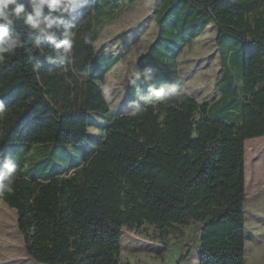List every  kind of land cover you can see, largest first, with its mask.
<instances>
[{
    "label": "trees",
    "instance_id": "trees-1",
    "mask_svg": "<svg viewBox=\"0 0 264 264\" xmlns=\"http://www.w3.org/2000/svg\"><path fill=\"white\" fill-rule=\"evenodd\" d=\"M138 1L86 0L70 18L74 44L63 65L52 43L37 49L36 35L15 25L24 46L0 62V154L22 145L85 149L81 162L47 171L17 163L14 191L0 200L15 210L36 264H120L122 230L144 225L159 238L194 225L198 264H245V143L264 137V0H161L155 36L133 67L140 75L132 69L125 84L131 113L88 122V113H109L99 83L119 61L94 45ZM210 24L220 75L209 104L184 92L177 61ZM90 124L101 132L86 142Z\"/></svg>",
    "mask_w": 264,
    "mask_h": 264
},
{
    "label": "rangeland",
    "instance_id": "rangeland-1",
    "mask_svg": "<svg viewBox=\"0 0 264 264\" xmlns=\"http://www.w3.org/2000/svg\"><path fill=\"white\" fill-rule=\"evenodd\" d=\"M161 0H140L113 23L103 26L94 49L99 54L115 55L118 63L99 83L109 106V113H88V122L103 123L112 115L131 113L125 98V84L131 70L155 36L153 15ZM103 23L101 24V26ZM97 27V24H96ZM100 27V26H99ZM216 28L210 24L203 35L183 49L177 61V75L186 94L198 103H212L219 97L217 81L220 75L219 56L215 44ZM100 128L88 127L86 142L95 140ZM24 145L6 148L0 163L11 160L22 164L24 172L49 170L81 162L85 144ZM73 158V159H72ZM71 174V173H70ZM245 187V264H264V137L246 141L244 155ZM199 234L196 226L182 229V235L170 231L159 238L153 227L122 230L120 264H198ZM185 257L183 261H180ZM0 264H36L23 250L22 237L16 228V213L0 200Z\"/></svg>",
    "mask_w": 264,
    "mask_h": 264
},
{
    "label": "clouds",
    "instance_id": "clouds-1",
    "mask_svg": "<svg viewBox=\"0 0 264 264\" xmlns=\"http://www.w3.org/2000/svg\"><path fill=\"white\" fill-rule=\"evenodd\" d=\"M86 0H0V62L7 57L14 56L17 49L24 46L21 34L15 30V25L22 22L29 33H34L35 48H40L42 41L52 43L55 53L63 65L66 58L72 53L74 44L73 25L70 18H74L77 9L85 6ZM63 28V31H61ZM62 37L57 42V37ZM85 44L92 42L91 34L83 36ZM63 52H60V50ZM31 55L32 49H26ZM48 62L54 63L52 57H47ZM149 69H144L147 72ZM133 75L139 77L140 70L134 68ZM175 88V86H173ZM149 91L158 100H164L166 93L163 88L154 90L150 86ZM183 95L182 89L177 91V97ZM4 104L0 101V112L4 111ZM137 109L133 114L143 111ZM17 165L11 160H5L0 165V196L14 191Z\"/></svg>",
    "mask_w": 264,
    "mask_h": 264
}]
</instances>
